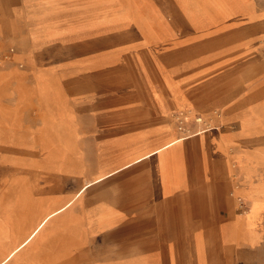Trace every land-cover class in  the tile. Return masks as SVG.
Instances as JSON below:
<instances>
[{
  "label": "rangeland",
  "instance_id": "1",
  "mask_svg": "<svg viewBox=\"0 0 264 264\" xmlns=\"http://www.w3.org/2000/svg\"><path fill=\"white\" fill-rule=\"evenodd\" d=\"M244 3L188 0L203 23H220L221 30L210 34L205 48L177 54L178 48H156L155 37L159 32L165 35V29L152 13L150 0H0V242L11 233L7 221L23 222L8 242L0 243V252L16 248L27 231L22 217L30 215L38 193L48 190L54 162L60 158L65 168L68 162L63 159L73 153L83 167L90 148L94 161L99 153L95 137L102 127L158 123L161 111L147 104L167 95L181 110L167 112L170 124L166 125L174 121L178 137L191 136L220 128L226 112L185 111L192 91L183 93L180 84H204L208 89L221 83L215 94L231 89L239 94L252 87L264 90V37L261 48L242 47L244 40L263 33L264 0L257 1L259 21L248 8L243 13ZM231 99L204 108L221 105L225 109ZM65 120L70 124H61ZM179 120L184 121L183 130ZM53 210L43 211L40 206L33 218ZM258 228L264 240V224ZM263 242L252 251L237 249L238 262L236 252L226 248L224 241H205L202 248L194 241H183L182 250L173 242V255L166 261L158 258V263L264 264ZM180 251L183 256L176 255ZM58 260V264H100L101 257Z\"/></svg>",
  "mask_w": 264,
  "mask_h": 264
},
{
  "label": "crops",
  "instance_id": "2",
  "mask_svg": "<svg viewBox=\"0 0 264 264\" xmlns=\"http://www.w3.org/2000/svg\"><path fill=\"white\" fill-rule=\"evenodd\" d=\"M257 1L244 0L243 13L248 8L259 21ZM187 2L150 0L152 13L165 29V35L159 32L155 37L156 48H178L177 54L185 49L195 51L205 48L210 34L220 32V23H203L198 10ZM260 28L261 36L244 40L243 48L252 49L262 42L264 25ZM180 85L183 93L192 91L188 93L191 105L185 111L223 110L226 125L221 122L220 128L200 130L180 140L174 121L166 125L170 124L166 116L181 109L161 95L147 104L161 111L160 123L102 127L95 137L99 153L94 161L90 148L83 167L73 153L63 159L68 162L65 168L60 158L54 162L48 190H42L47 200L39 201L45 195L40 191L31 202L30 215L20 220L29 227L40 206L43 211L49 207H63V211H57L48 228L40 231L32 250L17 251L5 264H58V258L66 256H100V264H159L158 258L166 261L165 257L173 255V242L182 250L183 241H194L198 248L205 241H224L226 248L239 253L261 247L264 90L252 87L239 94L232 89L215 94L213 90L221 83L208 89L204 84ZM228 96L232 99L225 109L221 105L204 108ZM10 235L0 243L8 242ZM5 255L0 252V262Z\"/></svg>",
  "mask_w": 264,
  "mask_h": 264
},
{
  "label": "bare ground",
  "instance_id": "3",
  "mask_svg": "<svg viewBox=\"0 0 264 264\" xmlns=\"http://www.w3.org/2000/svg\"><path fill=\"white\" fill-rule=\"evenodd\" d=\"M205 4V3H204ZM205 6V5H204ZM201 120V119H200ZM202 121V120H201ZM190 135H188V136H182V137H180L179 139L181 140V139H184V138H187V137H189ZM175 141H177V140H175ZM174 141V142H175ZM86 190V189H85ZM43 194H45V193H43ZM80 196V195H79ZM45 197H46V194L45 195H43V197H42V200H45ZM44 198V199H43ZM41 200V201H42ZM60 210V211H59ZM57 211H59V212H61V211H63L62 209H55V210H53V211H50L49 213H43L41 216H39V217H34L33 218V222H32V224L27 228V231L26 232H24V233H22V235H21V239H20V242H19V244L16 246V248H14V249H12V250H10L7 254H6V256H5V258L2 260V262H0V264H5V263H8V262H10L11 260H12V256L17 252V251H19V250H21V249H24V248H28L38 237H39V233H40V231L44 228V227H46L47 225H48V223H50V221H51V219H52V217L56 214V212ZM58 213V212H57ZM170 217V216H169ZM168 217V218H169ZM170 219V218H169ZM7 223L9 224V221H7ZM23 223V222H22ZM22 223H21V221H19V223L18 224H15V223H12L11 225H10V228H11V233H13V232H15V231H17V229H19L21 226H22ZM27 227V226H26ZM169 231V230H168ZM10 233V234H11ZM16 234H18V233H16ZM15 234V235H16ZM14 235V236H15ZM17 236V235H16ZM15 236V237H16ZM168 236V235H167ZM13 237V236H12ZM1 238V237H0ZM167 239V238H166ZM18 241V240H17ZM168 243V242H167ZM168 247V246H167ZM171 250V249H170ZM193 250V249H192ZM168 251V250H167Z\"/></svg>",
  "mask_w": 264,
  "mask_h": 264
},
{
  "label": "built area",
  "instance_id": "4",
  "mask_svg": "<svg viewBox=\"0 0 264 264\" xmlns=\"http://www.w3.org/2000/svg\"><path fill=\"white\" fill-rule=\"evenodd\" d=\"M179 124H181V126H180V130H183V125H182V124H184V121L179 120Z\"/></svg>",
  "mask_w": 264,
  "mask_h": 264
}]
</instances>
